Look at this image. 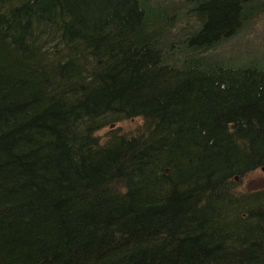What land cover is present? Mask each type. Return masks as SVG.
I'll list each match as a JSON object with an SVG mask.
<instances>
[{
  "label": "trees",
  "instance_id": "16d2710c",
  "mask_svg": "<svg viewBox=\"0 0 264 264\" xmlns=\"http://www.w3.org/2000/svg\"><path fill=\"white\" fill-rule=\"evenodd\" d=\"M263 15L0 0V264H264Z\"/></svg>",
  "mask_w": 264,
  "mask_h": 264
},
{
  "label": "rangeland",
  "instance_id": "374dc122",
  "mask_svg": "<svg viewBox=\"0 0 264 264\" xmlns=\"http://www.w3.org/2000/svg\"><path fill=\"white\" fill-rule=\"evenodd\" d=\"M247 29H248V31L246 33H244L243 37H241L242 45L246 44L245 41L248 40V42H250V43H247V44L250 45L251 47L255 48L258 46H264V15H263V17L257 19V21L255 23H252ZM227 48H228L227 45H225L222 48L224 55H226L227 53H234V52L228 50ZM120 124L122 126L128 125L127 122L126 123L120 122ZM110 128L111 127H109V126L108 127H106V126L101 127L98 130V133L101 136H106V134L108 133ZM243 184H245L247 187H253V188L256 186H259V185H264V173H262L260 168L257 170H254L252 173H250L244 177Z\"/></svg>",
  "mask_w": 264,
  "mask_h": 264
},
{
  "label": "water",
  "instance_id": "95a60500",
  "mask_svg": "<svg viewBox=\"0 0 264 264\" xmlns=\"http://www.w3.org/2000/svg\"><path fill=\"white\" fill-rule=\"evenodd\" d=\"M113 124L111 123L110 126H112ZM260 170L262 171V173H264V168L260 167Z\"/></svg>",
  "mask_w": 264,
  "mask_h": 264
}]
</instances>
